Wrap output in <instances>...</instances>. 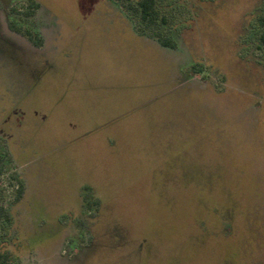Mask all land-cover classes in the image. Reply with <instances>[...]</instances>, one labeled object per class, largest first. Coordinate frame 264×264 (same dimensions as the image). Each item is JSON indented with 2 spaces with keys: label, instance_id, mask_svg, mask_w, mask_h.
Returning <instances> with one entry per match:
<instances>
[{
  "label": "rangeland",
  "instance_id": "374dc122",
  "mask_svg": "<svg viewBox=\"0 0 264 264\" xmlns=\"http://www.w3.org/2000/svg\"><path fill=\"white\" fill-rule=\"evenodd\" d=\"M158 1L0 0L15 264H264V0Z\"/></svg>",
  "mask_w": 264,
  "mask_h": 264
},
{
  "label": "trees",
  "instance_id": "16d2710c",
  "mask_svg": "<svg viewBox=\"0 0 264 264\" xmlns=\"http://www.w3.org/2000/svg\"><path fill=\"white\" fill-rule=\"evenodd\" d=\"M124 4L131 11L136 13V15L142 20L144 23H157L160 19V8L158 0H123ZM31 11H28L24 14H30ZM23 14V13H22ZM261 21V29L259 33L258 43L259 48H264V18H260ZM17 29L21 30L20 26H17ZM159 42H161L164 46L174 47V42L170 38H162L159 37ZM247 49V48H246ZM203 64H195L193 65V69L195 72H202ZM2 158V157H1ZM6 163V162H3ZM23 183L20 181V188L17 190V199H20L23 195ZM96 204H89V208H93ZM12 219L11 214L7 208L0 204V224L4 222H10ZM1 240V239H0ZM2 243H6L5 237L0 242V246ZM17 256L14 255L12 250L3 249L0 247V264H15Z\"/></svg>",
  "mask_w": 264,
  "mask_h": 264
},
{
  "label": "flooded vegetation",
  "instance_id": "af4514ba",
  "mask_svg": "<svg viewBox=\"0 0 264 264\" xmlns=\"http://www.w3.org/2000/svg\"><path fill=\"white\" fill-rule=\"evenodd\" d=\"M32 4H33V3H32ZM32 4H29V5H28V10H29L30 7L33 6ZM28 10H27V11H28ZM15 11H16V10H14V12H15ZM29 11H30V10H29ZM23 15L25 16L26 14L23 13ZM18 19H19V20H14V21L12 22V24L10 25L11 27L13 26L12 28H14L16 31H20L19 29H17V26H20V28L22 27V25H21V24H22L21 21H23L24 18H23V17H19ZM76 246H77V245L75 244L73 247H71L70 250L76 248ZM78 247H79V245H78Z\"/></svg>",
  "mask_w": 264,
  "mask_h": 264
}]
</instances>
